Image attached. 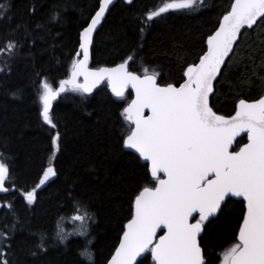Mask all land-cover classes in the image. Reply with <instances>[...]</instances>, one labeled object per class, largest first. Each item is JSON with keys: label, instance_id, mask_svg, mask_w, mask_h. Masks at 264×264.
<instances>
[{"label": "trees", "instance_id": "obj_1", "mask_svg": "<svg viewBox=\"0 0 264 264\" xmlns=\"http://www.w3.org/2000/svg\"><path fill=\"white\" fill-rule=\"evenodd\" d=\"M6 2L10 8L0 16V47L15 40L17 48L10 55L0 54V154L9 165V190L0 192V233L7 234L0 237V261L107 264L131 218L135 195L146 184L155 186L147 163L122 142L130 127L122 110L133 92L117 97L107 82L91 93L69 88L53 101L54 129L40 116L39 101L40 82L47 79L58 87L73 59H80L79 34L98 10V0H0ZM165 2L170 0H117L93 35L89 68L115 67L131 56L128 71L143 75L148 68L160 74L161 85L182 83L184 69L206 51L207 36L233 0H197L193 9H169L147 21L146 13ZM261 95L264 20L259 19L241 32L214 82L210 106L219 115L231 116L240 99ZM57 131L59 149L54 151L51 138ZM245 143L247 134L236 140L232 151ZM49 164L57 174L37 189L29 204L23 194L39 183ZM76 201L92 214L82 222L83 229L69 221L83 213ZM221 207L204 221L199 237L206 264H220L221 253L237 241L246 210L243 198L234 195ZM60 230L68 237L64 243L55 235ZM85 231L87 236L82 235ZM41 233H46L43 250L38 248ZM89 238L92 262L79 255ZM137 264H155L150 249Z\"/></svg>", "mask_w": 264, "mask_h": 264}, {"label": "snow or ice", "instance_id": "obj_2", "mask_svg": "<svg viewBox=\"0 0 264 264\" xmlns=\"http://www.w3.org/2000/svg\"><path fill=\"white\" fill-rule=\"evenodd\" d=\"M112 2L98 0V10L79 34L81 51L76 55L79 57L82 52L83 58L73 59L67 77L59 80L58 87L42 80L39 94L40 116L54 129L50 111L53 101L69 88L82 94L91 93L107 79L117 97H124L129 86L135 90V98L122 110L124 119L130 123L122 142L147 162L155 186L146 184L135 195L131 218L124 225L119 244L107 264H136L137 257L149 249L155 264H206L198 237L203 222L222 210L228 194L243 197L246 210L238 224L237 241L221 253V264H264V95L251 101L240 99L231 116L213 111L209 99L213 82L234 51L241 29L245 25L252 28L258 18L264 20V0H233L219 26L207 36L206 51L199 55L198 62L184 69L185 78L178 87L158 83L160 74L155 70L149 72L144 68L143 75L128 71L131 56L113 68L88 67L93 30ZM196 4L197 0H170L148 11L147 21L169 9H193ZM9 8L7 2L0 4V16H5ZM16 48V41L8 40L0 47V54L10 55ZM79 77H83V82ZM146 108L150 110L147 116ZM245 131L247 143L238 151H230L236 137ZM59 138L58 131L51 138L54 151L59 149ZM56 174L52 164L43 170L39 183L23 194L29 204L35 201L37 189ZM8 178L9 165L0 154V191L9 190L5 187ZM74 203L83 211L77 212L74 219L86 222L91 218L86 205ZM195 212L199 213V219L192 223L190 218L194 219ZM161 226L167 231L155 239ZM84 227L87 228L86 223ZM6 235L0 233V237ZM55 235L61 243L68 239L63 230ZM82 235L87 236V232ZM45 236L46 233L40 234L41 250ZM91 243L92 239H86L79 251L89 262L94 259ZM3 255L0 251V256ZM0 264H7V260Z\"/></svg>", "mask_w": 264, "mask_h": 264}, {"label": "water", "instance_id": "obj_3", "mask_svg": "<svg viewBox=\"0 0 264 264\" xmlns=\"http://www.w3.org/2000/svg\"><path fill=\"white\" fill-rule=\"evenodd\" d=\"M117 0H113V2H112V4L111 5H109V7H108V9L106 10V12H105V15H106V13L109 11V9L111 8V6L116 2ZM126 1H129V0H126ZM95 15V14H94ZM105 15L101 18V20H100V22L96 25V27H95V29L93 30V33H92V39H93V35H94V33H95V31L98 29V27L101 25V23H102V21H103V19H104V17H105ZM258 20H259V18H258ZM91 22V19H90V21H89V23ZM88 25V24H87ZM87 27V26H86ZM245 28H248V26H244L242 29H241V32L245 29ZM240 36V35H239ZM239 38V37H238ZM92 45V44H91ZM91 45L89 46V63H88V67H89V64H90V61H91ZM78 51H81L80 49H78ZM231 54V53H230ZM80 57H81V59L83 58L82 57V52H81V55H80ZM228 58H226V60H227ZM223 67V66H222ZM105 68H113V67H105ZM83 78V77H82ZM216 81V80H215ZM214 81V82H215ZM102 82V81H101ZM100 82V83H101ZM214 82H213V86H214ZM99 83V84H100ZM98 84V85H99ZM179 85H177V87H178ZM110 88V87H109ZM128 88H130L132 91H133V94H134V98H135V90L134 89H132L131 88V86H129ZM127 88V89H128ZM111 89V88H110ZM94 90V89H93ZM212 93H210V95H211ZM133 98V99H134ZM209 98H210V96H209ZM150 114V110L149 109H144V115L145 116H147V115H149ZM235 114V113H234ZM233 114V115H234ZM243 134H247L246 133V131L245 132H241L240 133V135L239 136H237L236 137V139L234 140V142H233V145L230 147V151H232V149H233V147H234V145H235V143H236V140L241 136V135H243ZM128 150H131V151H133V152H135V150L134 149H129V148H127ZM136 153V152H135ZM138 154V153H137ZM139 155V154H138ZM142 160H143V158H142ZM144 161V160H143ZM144 162H146V161H144ZM147 163V162H146ZM160 175H162V178H164V174L163 173H160ZM6 187V186H5ZM0 192H2V191H0ZM232 194H228L226 197H228V196H231ZM225 197V198H226ZM237 197H239V196H237ZM240 198H243V197H240ZM224 202V201H223ZM222 202V203H223ZM219 211V210H218ZM218 211H217V213H218ZM216 213V214H217ZM216 214H214V215H212V216H215ZM199 216V213L198 212H195V213H193V217H194V219L193 218H190V222H192V223H194L195 221H193V220H195L197 217ZM212 216H209V218H211ZM208 218V219H209ZM162 230H164V232L165 231H167V229L166 228H164L163 226H161V228H159V229H157V235L159 234V232L160 231H162ZM164 232H163V234H164ZM162 234V235H163ZM156 235V236H157ZM198 239H199V237H198ZM149 250H146L144 253H141V255L140 256H138L137 257V261H136V264L139 262V260L140 259H142L145 255H146V253L148 252Z\"/></svg>", "mask_w": 264, "mask_h": 264}, {"label": "rangeland", "instance_id": "obj_4", "mask_svg": "<svg viewBox=\"0 0 264 264\" xmlns=\"http://www.w3.org/2000/svg\"><path fill=\"white\" fill-rule=\"evenodd\" d=\"M78 79L80 80V82H83V78L82 77H79ZM103 82H107L108 83L107 79L103 80L102 83ZM81 214H83V213H81ZM69 221H70V223L74 224V228L75 229H78V228L79 229L80 228L83 229V224H82L83 221H78V220L74 219V217L72 219H70ZM74 231L76 232L77 230H74ZM220 264H221V262H220Z\"/></svg>", "mask_w": 264, "mask_h": 264}]
</instances>
